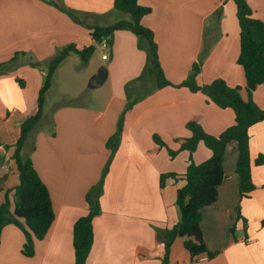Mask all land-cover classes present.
Segmentation results:
<instances>
[{"label":"crops","instance_id":"1","mask_svg":"<svg viewBox=\"0 0 264 264\" xmlns=\"http://www.w3.org/2000/svg\"><path fill=\"white\" fill-rule=\"evenodd\" d=\"M246 1L264 22V0ZM140 3L152 9L142 24L154 32L161 66L172 86L157 89L154 77L145 76L149 59L142 38L129 31L114 34L110 57L104 60L111 62L107 78L98 86L107 83L105 111L96 109L102 91L92 96L94 107L84 104L79 93L54 107L53 115L44 114L29 137L23 155L32 159L50 192L55 221L47 236L34 242L31 257L23 253L24 231L13 224L5 226L0 264H74L73 226L89 213L86 196L108 165L112 151L107 141L117 132L123 114V132L100 197L101 214L93 221L94 244L87 264H161L158 231L171 229L180 220L176 193L186 184L182 176L191 159L201 164L211 156L203 144L192 155L181 150L191 135L186 124L197 122L218 136L235 123L231 109H221L203 93L180 86L192 65H201L200 85L222 79L239 87L244 101L264 110V87L250 94L237 62L240 27L233 0ZM115 15L114 0H0V66L7 63L0 69V205L6 191L19 184L12 156L19 125L34 112L44 83V70L38 66L48 65L68 45L78 49L100 45L91 37V28L124 19L117 16L112 21ZM21 53L30 61L21 60ZM85 67L90 72L92 58ZM96 75L89 82L93 89H98ZM42 123H48L54 134L37 132ZM154 135L166 146L157 144ZM249 135L254 162L264 156V122L252 126ZM170 151L177 154L171 156ZM237 158L233 146L224 158L219 198L201 210L206 247L217 255L193 260L178 238L170 250V264H264V165L253 166L255 190L241 201ZM164 174L177 177L167 179L162 187ZM10 199L14 209V192ZM246 238L252 242H245Z\"/></svg>","mask_w":264,"mask_h":264},{"label":"trees","instance_id":"2","mask_svg":"<svg viewBox=\"0 0 264 264\" xmlns=\"http://www.w3.org/2000/svg\"><path fill=\"white\" fill-rule=\"evenodd\" d=\"M141 0H114V8L130 16V20L122 19L106 27H92L91 37L96 43L106 40L110 47L113 36L117 31H129L146 41L148 51V66L145 76L155 79L157 89L172 86L167 80L161 66L159 49L154 32L142 24V19L151 14L152 9L140 3ZM236 5V16L240 27V54L238 64L243 67L246 78V89L251 94L264 87V22L254 16L251 6L246 0H233ZM71 15V14H70ZM72 16V15H71ZM95 45L78 49L71 44L62 48L49 62L36 100L35 110L19 125L18 139L14 146L13 160L19 174V184L14 190H7L5 200L0 205V243L3 228L7 225H16L26 235V244L23 253L33 256L34 242L43 240L55 221V212L51 195L46 185L40 179L30 157H25L23 151L33 130L37 127L44 115L46 94L52 87L53 76L63 62L71 55H79L82 64L87 65L95 51ZM2 64L0 69L6 66ZM38 66V64H31ZM201 65L194 63L181 87L191 92H201L208 97L211 103L221 109H231L235 115V123L218 136L207 133L197 122H188L186 128L191 135L181 146L182 151L192 155L200 144L210 152L209 159L201 164H195L192 159L186 172L182 176L185 186L176 193V206L180 212L179 222L171 229L158 231V238L163 251L160 255L161 264H170L169 255L174 242L181 238L184 248L195 260L206 254L209 259L217 253L209 252L201 229V210L215 203L219 198V187L225 179L223 162L226 153L233 146L238 150L236 174L239 178V196L243 201L248 199L255 190L252 169L254 165H264V156H259L254 162L250 154L249 130L252 126L264 122V110L253 102H246L241 96L239 87H230L222 79H216L210 84L200 85L198 77ZM22 86V82L19 80ZM136 100L129 103L125 113L130 110ZM124 114L121 117L117 132L107 141V148L112 151L108 165L105 168L99 183L87 194L86 199L90 205L89 213L79 218L73 226L74 264H87L94 244V219L101 214L100 197L103 194L104 180L119 145L123 132ZM154 140L160 146L166 144L158 135ZM171 156L177 152L170 151ZM177 177L175 174L161 176V186L169 178ZM14 192L15 205L12 209L10 194Z\"/></svg>","mask_w":264,"mask_h":264},{"label":"rangeland","instance_id":"3","mask_svg":"<svg viewBox=\"0 0 264 264\" xmlns=\"http://www.w3.org/2000/svg\"><path fill=\"white\" fill-rule=\"evenodd\" d=\"M115 14L116 15L114 18H112L113 19L112 21H116L117 16L121 17V19L124 18L126 20H130L129 15L124 14L118 10H115ZM110 54H111L110 49H105L101 45L96 46L94 54L92 55L93 67L92 69H90V72H88L89 69H87V67H85V65L82 64L79 55L71 54L70 57L66 59L67 61L65 60L66 62L56 71V73L53 76L52 87L46 94L47 100L44 107L45 116L49 117L51 116V114L53 115L55 113L53 111L54 107L60 106L66 101L73 99V97H75V95H78L79 93L80 95H82L81 100L84 104L94 107L96 103L94 102L92 96L98 90L102 91L104 96L100 98L102 99V101L98 102V108L96 109L98 110L99 113H103L106 109V102H107L106 100L108 99L107 93L104 92L107 83L101 87H98L100 86V84L98 85L96 79H94L95 86H97L98 89H93L92 87H90L89 82L91 77L94 74L98 73V70L101 67H104L108 70L107 67H109L111 62L110 60L104 61L103 55H107L108 57H110ZM20 55H21L20 56L21 60H25L27 62L30 61L29 58L23 59L22 53ZM38 68L39 70L42 69L44 70L43 78H45V75L48 70V65L41 63L38 66ZM49 127L50 126L48 125V123H44V124L42 123V126L38 127L37 132H39L40 134H46V132L53 133L52 131H50ZM25 151L26 149L24 150V155H25Z\"/></svg>","mask_w":264,"mask_h":264},{"label":"water","instance_id":"4","mask_svg":"<svg viewBox=\"0 0 264 264\" xmlns=\"http://www.w3.org/2000/svg\"><path fill=\"white\" fill-rule=\"evenodd\" d=\"M108 71L106 68L101 67L95 77L98 84H103L107 78Z\"/></svg>","mask_w":264,"mask_h":264},{"label":"built area","instance_id":"5","mask_svg":"<svg viewBox=\"0 0 264 264\" xmlns=\"http://www.w3.org/2000/svg\"><path fill=\"white\" fill-rule=\"evenodd\" d=\"M100 45L103 47V48H105V49H110V45H109V43L106 41V40H104L102 43H100ZM108 59V56L107 55H103V60H107ZM244 241L245 242H252L251 240H248L247 238L246 239H244Z\"/></svg>","mask_w":264,"mask_h":264}]
</instances>
